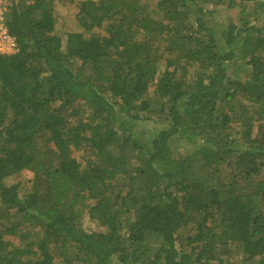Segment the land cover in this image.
<instances>
[{"label": "trees", "instance_id": "trees-1", "mask_svg": "<svg viewBox=\"0 0 264 264\" xmlns=\"http://www.w3.org/2000/svg\"><path fill=\"white\" fill-rule=\"evenodd\" d=\"M9 1L0 264H264V0Z\"/></svg>", "mask_w": 264, "mask_h": 264}, {"label": "rangeland", "instance_id": "rangeland-1", "mask_svg": "<svg viewBox=\"0 0 264 264\" xmlns=\"http://www.w3.org/2000/svg\"><path fill=\"white\" fill-rule=\"evenodd\" d=\"M79 2L80 0L70 1V0H57L56 3V17H57V31L60 32H69V31H83L84 28L80 25L77 19V13L79 11ZM252 6L253 2H249ZM155 6L152 3V7ZM208 15L206 16L207 20L211 25L216 29L221 27L228 21H237L239 18L240 7L235 6L228 8L227 6H216L214 4L207 5ZM261 18H264V12ZM263 20H261V23ZM103 31V30H102ZM65 46V42H64ZM148 127L154 126L153 122H147ZM184 142V141H182ZM185 145L182 148H190L189 150H194L195 144L192 143H182ZM81 152H76L77 156H80ZM34 178L32 171H24L15 175H12L9 178V182H18L20 183V191L24 193L31 189L32 179ZM84 225L87 229L95 230L98 226L96 222H93L88 215L84 217Z\"/></svg>", "mask_w": 264, "mask_h": 264}, {"label": "built area", "instance_id": "built-area-1", "mask_svg": "<svg viewBox=\"0 0 264 264\" xmlns=\"http://www.w3.org/2000/svg\"><path fill=\"white\" fill-rule=\"evenodd\" d=\"M9 0H0V54H12L18 51V44L6 24V15L10 7Z\"/></svg>", "mask_w": 264, "mask_h": 264}]
</instances>
